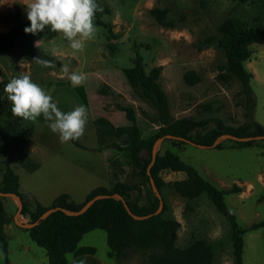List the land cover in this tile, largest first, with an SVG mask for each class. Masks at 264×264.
<instances>
[{
	"label": "rangeland",
	"instance_id": "1",
	"mask_svg": "<svg viewBox=\"0 0 264 264\" xmlns=\"http://www.w3.org/2000/svg\"><path fill=\"white\" fill-rule=\"evenodd\" d=\"M101 1L108 3L111 9L110 14L102 17L103 21L111 24L113 36L108 41L104 27L94 21L96 36L85 42L83 51L73 50L69 41L57 33L50 39L16 46L13 55L0 52V80L9 82L14 77L27 74L53 97L62 111L68 112L83 105L88 113L84 135L78 140L81 146L71 141L62 143L59 134L50 130L49 122L43 116L36 122L21 119V128L29 132V142L19 149L37 161L39 167L28 171L13 159L10 165L19 176V190L29 192L32 202L35 198L43 205H49L61 193L81 202L92 188L108 186L106 156L116 153L124 162L126 157L115 146L97 149L94 118L104 116L114 125L127 124L124 111L118 106L130 105L135 110L143 137L157 131L158 125L150 123L149 118L153 108L132 91L123 75V69L133 65L136 53L143 57L146 72L154 66H162L159 82L173 118L191 116L197 121L205 120V129L214 127L216 120L235 127L249 119L245 114L239 81L233 77L223 80L218 76L225 58L216 43L217 25L229 15L250 25L264 24V0ZM27 2L0 0V31L10 29L16 12L28 20L24 4ZM153 7L166 10L167 25L160 24L150 15L149 9ZM209 38L211 42L206 41ZM250 48L252 53L244 61V66L252 73L249 81L255 100L252 119L264 126V43L252 44ZM54 56L60 61V66L51 58ZM36 57L55 66L44 67L37 63ZM64 64L71 72L87 76L82 84L85 103H81L71 90L73 85L61 71ZM188 70L199 74L200 81L187 84L183 75ZM100 82L108 84L119 95L113 98L96 93L95 87ZM65 83L68 87H63ZM4 95L7 93L2 90L0 96ZM5 120V116H0V124ZM196 129L201 130L200 127ZM114 141L119 146L123 145L122 138ZM257 142L239 147L222 140L224 147L214 148L165 138L158 144L157 152L173 151L218 188L238 185L241 190L226 194L225 202L239 225L248 227L264 219V140ZM141 155L147 156L145 151ZM159 175L164 181L160 191L166 205L162 216L173 218L180 224L175 234V246L182 248L202 239L212 248V264H234L228 220L205 194L188 199L173 190L171 182L184 178V172L164 169ZM120 181L136 184L138 189L131 192L130 199L139 205L147 203L148 193L152 190L150 181L141 183V176L133 164L124 163ZM0 205L5 207L8 215L4 226L7 255L3 254L0 244V264H48L45 249L14 222L17 199L0 196ZM17 220L28 222L29 218L19 214ZM242 238L243 264H264V227L246 230ZM79 248L81 259L77 264L81 261L84 264H144L146 258L144 253L132 250H128L126 258L120 262L109 257L106 233L99 228L84 233L77 244ZM74 253L66 255L69 264H73Z\"/></svg>",
	"mask_w": 264,
	"mask_h": 264
},
{
	"label": "trees",
	"instance_id": "2",
	"mask_svg": "<svg viewBox=\"0 0 264 264\" xmlns=\"http://www.w3.org/2000/svg\"><path fill=\"white\" fill-rule=\"evenodd\" d=\"M96 2L102 10L96 11L94 21L104 27L106 30L105 38L108 41L113 36L111 24L103 21L102 17L110 14L111 9L106 2L101 0H96ZM149 13L160 24L167 25L165 9L153 7L149 9ZM27 26H30V21L23 19L19 12H16L10 29L0 31V52H9L13 55L16 46L50 39L57 35V33L51 32L48 28L35 35L26 34L24 28ZM217 31L218 38L216 43L223 51L225 58L220 66L218 76L223 80L233 77L239 81L241 85L240 92L244 96L245 114L249 118L248 121L233 127L224 125L220 120H216L214 127L205 129V120L197 121L191 116L173 118L169 111L166 94L159 82L162 66H154L146 72L143 57L136 53L133 58V65L124 68L123 75L132 91L153 108V114L149 117L150 123L158 125V129L153 135L143 137L137 124L135 110L130 105L118 106L119 110L124 111L127 124L114 125L104 116L94 118L93 125L98 144L97 149L115 146L123 151L126 161L124 162L120 159L116 153L107 157L108 186L92 188L85 199L79 203L72 200L69 194L61 193L49 205L44 206L35 199L32 202L29 192H21L19 190V176L10 165V160L13 159L14 162L19 163L28 171L37 169L39 163L25 156L23 151L19 149L20 146L22 147L29 142V132L21 128L20 121L22 118L12 114V105L7 95L0 96V116L6 117L4 123L0 124V191L11 192L19 196L21 201L20 214L27 216L29 218L28 222L37 220L40 214L49 207L59 206L68 210H77L86 200L95 195H110L109 197L95 200L80 215H68L61 210H56L40 220L36 225L30 228H22L27 231L29 237L37 245L45 249L48 264H67V253L81 252L80 248L77 249V244L82 235L96 228L105 231L108 245L107 255L118 262L126 258L128 250H132L146 255L144 264H212V248L202 239H196L182 248L175 246V234L180 224L173 218L162 216L166 208L164 202L160 213L145 219H135L128 214L123 202L112 195H121L130 210L135 214L145 215L156 210L159 201L152 190L148 193L147 203L139 205L135 200L130 199L131 192L138 189V186L120 181V176L124 173V163L133 164L141 176V181H143L141 183L149 182V175L146 169L151 160L152 145L157 138L165 134L181 136L206 147H210L214 140L223 133L237 136L264 135V126L252 119V112L255 106V100L249 85L252 73L244 66V61L252 53L250 46L264 43V24L250 25L233 15H229L218 23ZM206 41L211 42L212 39L209 38ZM51 58L55 59L57 65L60 66L61 63L55 56ZM183 78L187 84H194L201 79L200 75L194 70L186 71ZM6 84L7 81L0 80V92L4 90ZM63 87L68 86L65 83ZM71 90L81 103L86 102L84 86H73ZM95 91L98 94L113 98L119 95L104 82L98 83ZM197 127H200L201 130H197ZM118 138H122V146H119L114 141ZM172 140L186 144L182 140ZM228 141L231 142V146L242 147L258 144L257 141L262 140ZM71 142L76 146H81L78 140ZM213 147L223 148L224 145L220 141ZM4 148L6 151H4ZM143 151L146 152V157L141 155ZM164 169L185 173L184 178L171 182L173 190L181 197L193 199L205 194L218 212L228 220L234 264H243L241 259L243 252L242 234L246 230L264 227V219L255 221L248 227L239 225L235 214L225 202V195L239 192L241 190L240 187L236 184L227 189L216 187L202 177L193 165L182 160L173 151L166 149L162 154L157 152L154 163L150 168L151 177L159 191L164 184L159 172ZM7 222V211L4 206L0 205V244L5 256L7 255V246L3 226ZM89 250L92 251V248H89Z\"/></svg>",
	"mask_w": 264,
	"mask_h": 264
},
{
	"label": "clouds",
	"instance_id": "3",
	"mask_svg": "<svg viewBox=\"0 0 264 264\" xmlns=\"http://www.w3.org/2000/svg\"><path fill=\"white\" fill-rule=\"evenodd\" d=\"M24 4L30 21V26L24 28L26 34L35 35L48 28L53 33H61L75 51H83L85 42L96 36L95 13L102 10L96 0H28ZM34 59L44 67L55 66L39 57ZM61 71L74 87L84 84L87 79L83 73L71 72L67 64L61 66ZM4 91L14 116L32 122L43 116L49 122L50 130L59 134L62 143L79 140L84 135L88 123L87 109L81 105L68 112L62 111L53 97L29 75L12 78Z\"/></svg>",
	"mask_w": 264,
	"mask_h": 264
},
{
	"label": "water",
	"instance_id": "4",
	"mask_svg": "<svg viewBox=\"0 0 264 264\" xmlns=\"http://www.w3.org/2000/svg\"><path fill=\"white\" fill-rule=\"evenodd\" d=\"M165 138H169V139H176V140H182L186 143H189V144H192V145H195V146H198V147H206L204 145H201V144H198V143H195L194 141L190 140V139H186V138H183L181 136H175V135H171V134H165L159 138H157L153 145H152V149H151V160L147 166V174L149 175V181H150V184H151V187H152V190L154 192V194L156 195V197L158 198V207L156 208V210H154L152 213H148V214H145V215H139V214H135L133 213L129 206L127 205L125 199L119 195V194H114L112 195L113 197L117 198V199H120L122 202H123V205L126 209V211L128 212V214H130L133 218L135 219H145V218H148L150 217L151 215H154V214H158L161 212L162 208H163V199H162V196H161V193L160 191L158 190V188L156 187L155 183H154V180L153 178L151 177V174H150V168L152 166V164L154 163V160H155V156L157 154V146L158 144ZM222 140H232V141H239V142H244V141H251V140H264V135H247V136H237V135H233V134H230V133H223L221 135H219L215 140L214 142L212 143V145L210 147H213L215 146L218 142L222 141ZM0 196H8V197H14L17 199L18 201V208L16 210V213L14 214L13 216V219H14V222L17 226L21 227V228H30L34 225H36L40 220L44 219L45 217H47L50 213L56 211V210H61L63 211L64 213L68 214V215H80L81 213H83L84 211H86V209L97 199H101V198H104V197H109L110 195L108 194H98V195H95L93 196L92 198L86 200L82 206L77 209V210H68L66 208H63V207H59V206H55V207H49L47 208L45 211H43L40 216L38 217L37 220L33 221V222H19L17 220L19 214H20V208H21V201H20V198L18 195L14 194V193H11V192H1L0 191Z\"/></svg>",
	"mask_w": 264,
	"mask_h": 264
},
{
	"label": "crops",
	"instance_id": "5",
	"mask_svg": "<svg viewBox=\"0 0 264 264\" xmlns=\"http://www.w3.org/2000/svg\"><path fill=\"white\" fill-rule=\"evenodd\" d=\"M103 149H105V148H103ZM99 150H101V149H99ZM108 155H109V153H108ZM107 155V156H108ZM107 156H106V158H107ZM88 194V193H87ZM86 194V195H87ZM70 196V195H69ZM71 198V197H70ZM35 199V198H34ZM72 199V198H71ZM85 199V198H84ZM36 200V199H35ZM73 200V199H72ZM38 201V200H37ZM39 202V201H38ZM76 202V201H75ZM82 202V201H81ZM40 203V202H39ZM77 203H79V202H77ZM40 204H42V203H40ZM43 205V204H42ZM44 206H47V205H44ZM6 224V223H5ZM5 224H4V226H5ZM4 226H3V230H4ZM19 227V226H18ZM81 259V252H75L74 253V258H73V261H72V263L73 264H77L78 263V261ZM67 262H68V260H67ZM67 264H69V262L67 263Z\"/></svg>",
	"mask_w": 264,
	"mask_h": 264
}]
</instances>
